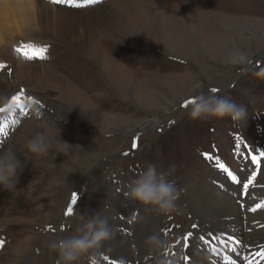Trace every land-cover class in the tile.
Masks as SVG:
<instances>
[{
    "label": "rangeland",
    "instance_id": "1",
    "mask_svg": "<svg viewBox=\"0 0 264 264\" xmlns=\"http://www.w3.org/2000/svg\"><path fill=\"white\" fill-rule=\"evenodd\" d=\"M72 9L78 10V17H97L99 22L86 35L78 32L69 42H59L26 24L22 14H9L8 26L20 33L9 31L0 41L4 73L0 108L5 97L17 91L31 93L42 104L40 108L24 104L23 109L36 108L33 117L3 135L4 148L15 146L28 166L15 191H0L7 195L0 199V264H54L49 242L63 237V231L79 234L97 215L114 232L128 229L129 222L137 224L131 218L135 208L145 215L152 207L138 204L132 213V207L121 203L127 191L122 186H131L149 164L161 171L176 166L169 177L181 190L175 209L168 213L152 209L150 216L156 238L163 224L168 264H185L179 239L191 217L189 202L197 211L198 189L210 186L209 177L215 173L216 178L222 176L215 161H225L238 178L255 173V184L264 185V165L256 172L247 159L252 150L264 152V0H107ZM43 44L51 53L42 61L25 59L16 51ZM237 50L248 62L229 63ZM197 83L201 86L197 91L231 98L251 107V112L239 123L227 117L190 119L191 105H182L193 99ZM19 115L17 108L9 112V121L15 123ZM8 124L7 117H1L0 125ZM37 133L46 138L47 150L26 152L27 142ZM205 153L213 159H205ZM234 187L229 183L226 191L233 192ZM239 189L240 185L236 200ZM74 193L77 203L67 215ZM219 229L235 236L231 234L235 226L221 223L190 227L195 239L190 241L191 250L201 264L215 261L199 242L209 238L210 230ZM154 241L160 246L159 239ZM126 245L136 249L133 239ZM104 252L108 262L127 259L125 254ZM87 254L74 264H86Z\"/></svg>",
    "mask_w": 264,
    "mask_h": 264
},
{
    "label": "bare ground",
    "instance_id": "2",
    "mask_svg": "<svg viewBox=\"0 0 264 264\" xmlns=\"http://www.w3.org/2000/svg\"><path fill=\"white\" fill-rule=\"evenodd\" d=\"M9 14H22L27 22L26 24H33L36 30L41 33H47L56 39H60L59 42H69V38L78 35V32L81 36H84L94 24L99 22L97 17H78V10L68 9L67 7L59 4H52L50 0H0V41L4 38L3 34H6L9 31L13 33H20V29H10L8 26ZM78 24H80L79 27L77 26ZM77 28L79 29L78 31H76ZM105 49L106 47L104 50ZM246 62H248V60ZM1 89H3V87L0 83V90ZM27 105L40 108L39 104L34 101L27 103ZM42 109H44V107ZM23 111H25V109H23ZM49 114L52 116L51 112ZM66 121L67 119L65 122ZM70 122L73 121L70 120ZM30 125H32V127L35 126L33 124H29L28 126ZM50 132L53 133V135L60 136L59 133L52 130ZM13 147L16 149L17 154L20 155V151H18L15 146ZM22 158L23 157H21V159ZM27 166V162L24 161L23 169ZM209 179L211 180L210 186L198 189L197 191L199 209L194 211L192 200L189 202L191 214V217L189 218V227L194 226L196 223H198L199 229L203 227V223L214 226L219 223L223 224L225 227L235 226V230L231 234L236 235L241 231L244 239H247L248 246L255 249L257 241L264 242V207H257V205L264 203V191H259L253 184L250 185L248 193L246 194L245 205L243 206L242 212L237 205L238 200L235 198L236 190L239 188V185L237 184L236 187L233 188V192H227L226 189L229 187L228 182L217 180L215 176L212 178L209 177ZM213 180L217 181L216 186ZM232 194L234 197L231 196ZM0 199H7V195L4 192H0ZM134 208L135 206L132 207V213ZM136 208L137 210L140 209V207ZM152 209L154 208H147V214L145 215H143L144 212L141 211L138 213L137 218H135L137 220V224L133 227L134 230L132 238L125 237L123 230H117L115 232L112 231L111 238L99 249L101 250L102 255L106 254L104 251H107L110 255H116V257L125 254L127 259H130L128 262H131L133 261L135 250L137 249L136 253L138 255L136 260H141L140 264H148L150 262H153L152 264H156L154 261L158 259L157 251L160 246L157 245L154 240L149 238L155 231L153 229L154 219L150 216ZM252 209L255 210L253 211ZM244 226H246L247 229L246 234H244V231L242 230ZM70 232V235H77L73 234V230H70ZM186 232L189 233L188 230ZM64 233L68 235L69 231H63L62 236H64ZM59 237L56 236L55 238ZM128 239H133V241H135L136 249L134 251L128 250L129 248H127L128 246L126 245ZM186 246V257H188L187 264H201L198 258H194L193 251L191 250L192 243L188 242ZM150 251L151 253H149ZM120 259H122V262L125 260L123 258Z\"/></svg>",
    "mask_w": 264,
    "mask_h": 264
},
{
    "label": "clouds",
    "instance_id": "3",
    "mask_svg": "<svg viewBox=\"0 0 264 264\" xmlns=\"http://www.w3.org/2000/svg\"><path fill=\"white\" fill-rule=\"evenodd\" d=\"M246 57L237 50L229 59L232 65H243ZM200 84H195L193 91L194 103L191 105L189 117L192 120H214L225 117L240 122L247 109L235 100L227 97L209 96L197 90ZM28 153L40 154L47 150L46 138L39 133L35 134L26 144ZM17 154L13 146L4 148L0 146V191L11 192L16 186L24 168L25 158ZM175 165L167 171H161L156 164H149L146 170L133 181L127 193L131 201L141 206L153 207L159 213H168L175 209L176 201L180 195L174 179H169L175 172ZM112 236L108 221L99 215L90 218L77 235L63 236L49 242L50 255L55 253L54 264H74L81 255L98 251ZM90 264H99L91 258Z\"/></svg>",
    "mask_w": 264,
    "mask_h": 264
},
{
    "label": "snow or ice",
    "instance_id": "4",
    "mask_svg": "<svg viewBox=\"0 0 264 264\" xmlns=\"http://www.w3.org/2000/svg\"><path fill=\"white\" fill-rule=\"evenodd\" d=\"M51 3L53 4H59V5H67L69 7H87V6H91V5H95L98 4L100 2V0H83L82 3L77 2V0H50ZM24 49H28L31 50L34 55H29L26 52L24 53V58L25 59H33V58H39V59H46L45 53L47 52V48H39L36 49L33 45H26L23 46ZM17 52H22V49H17ZM2 67V66H0ZM212 92L217 91L216 89H212ZM19 101V97H13V102L16 103ZM194 103L193 100H188L186 101L182 106L183 107H187L188 105H192ZM0 134H4V126L0 125ZM135 143L133 144V147H135ZM240 145L239 143L237 144V148H239ZM205 159H213V157L210 154H203ZM261 156L264 157V153H261ZM252 161L253 163H257L258 162V158L256 156H252ZM219 170L227 173L228 178L234 183V184H238V185H242V191L247 194L248 193V189L250 187V185H252L253 180L255 179V173H253L252 176L247 178V181L245 182L244 180H240L238 179V177L236 175H234L223 163H220L219 160L215 161ZM77 203V196L74 193L72 195V200L71 203L68 205V210H67V215L72 214L73 211V205H75ZM257 207H264V203L257 205ZM253 211L255 209H252ZM262 256V258H264V253L260 254ZM106 259V258H105ZM188 257H185V260L187 261ZM213 264H216V262H213Z\"/></svg>",
    "mask_w": 264,
    "mask_h": 264
},
{
    "label": "flooded vegetation",
    "instance_id": "5",
    "mask_svg": "<svg viewBox=\"0 0 264 264\" xmlns=\"http://www.w3.org/2000/svg\"><path fill=\"white\" fill-rule=\"evenodd\" d=\"M70 234H71V232L68 235H70ZM64 236H67V235L64 233Z\"/></svg>",
    "mask_w": 264,
    "mask_h": 264
},
{
    "label": "trees",
    "instance_id": "6",
    "mask_svg": "<svg viewBox=\"0 0 264 264\" xmlns=\"http://www.w3.org/2000/svg\"><path fill=\"white\" fill-rule=\"evenodd\" d=\"M120 260V259H119Z\"/></svg>",
    "mask_w": 264,
    "mask_h": 264
}]
</instances>
